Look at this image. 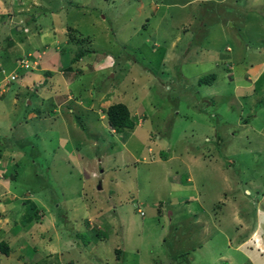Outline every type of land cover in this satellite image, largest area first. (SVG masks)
Returning a JSON list of instances; mask_svg holds the SVG:
<instances>
[{
  "label": "rangeland",
  "instance_id": "rangeland-1",
  "mask_svg": "<svg viewBox=\"0 0 264 264\" xmlns=\"http://www.w3.org/2000/svg\"><path fill=\"white\" fill-rule=\"evenodd\" d=\"M140 1L142 6L138 0H127L124 8L117 5L116 12L111 4L102 11L104 19L98 13L92 20H63L68 26L65 37H80L68 40L62 48L68 54L76 52L71 43L73 49H84L80 57L84 67L78 73H86L85 82L72 84L59 74H44L45 87L38 92L48 95L45 100L57 96L60 101L69 89L76 93L79 89L84 105L93 97L97 106L89 112L68 100L73 109L67 111L69 121L79 123L82 131L77 135L66 131L63 119L53 111L48 112L51 122H45L50 128L38 120L24 123L21 115L14 119L13 112L8 117L0 116V202L6 203L5 207L0 205V241L10 248L7 255L0 253V264H159L162 254L169 253L162 242L157 243L161 233L166 239L163 242L174 244L171 249L181 243L186 246L177 264L182 258L190 264H264V252L236 247L230 221L224 227L207 221L208 229L203 230L207 216L200 213L197 203L186 201L195 192L203 208L216 219L222 206L216 202L218 196L227 199L239 181L234 196L241 202L246 220L254 223L256 208L261 207L255 202L260 195L255 194H264V134L257 132L264 128V96H260L264 72L258 74L264 64V0ZM20 4L17 1L16 5ZM20 10L11 6V0H0L1 20L15 22L21 17ZM33 10L26 15L65 14L60 9L50 14L38 7ZM76 16H85L84 11L77 10ZM110 18H114L111 34L94 29L97 24L101 28L109 24ZM141 19L143 28L139 26L143 22L136 26ZM117 29H121L119 35ZM0 30L12 36L17 33L6 24ZM81 32L85 35L79 36ZM8 51L0 46V54ZM5 69L3 73H8ZM208 75L215 77L211 86L220 92L216 98L205 97L206 81H197ZM247 76L252 88L246 86ZM100 97L112 103L122 101L131 117L142 113L143 120L131 130L111 132L106 126L107 106L98 101ZM257 98L250 104V99ZM8 108L3 107L4 111ZM99 115L104 118L99 119ZM174 116L176 120L172 121ZM241 121L250 124L238 127ZM20 123L23 127L18 126ZM215 134L219 135L218 144L214 143ZM65 135L72 139L63 147L60 140ZM147 145L158 157L164 156L163 150L168 153L171 149L173 156L168 157L175 160L147 162ZM72 151L81 155L86 169L90 166L97 178L85 181L64 177L75 172V165L65 162ZM188 155L204 159L209 164L208 173H202L205 164L181 163L179 156ZM143 156L145 161L141 160ZM211 165L220 166L226 179ZM189 173L193 190L187 185ZM8 181L9 190L5 189ZM214 191L224 194H211ZM27 192H31L27 200L35 203L29 213L22 203ZM18 196L22 198L13 199ZM185 201L191 209L189 216ZM157 205L169 218L167 222L157 212ZM33 208L38 210L36 214ZM168 210L170 214L175 210L181 219L178 225V217L172 223ZM34 223L38 228L32 227ZM116 225L128 229L127 237L116 233ZM139 234L146 240L138 247ZM120 243L124 251L120 248L117 255L115 249ZM134 247L138 252L131 250ZM147 249L151 251L147 253Z\"/></svg>",
  "mask_w": 264,
  "mask_h": 264
},
{
  "label": "crops",
  "instance_id": "crops-1",
  "mask_svg": "<svg viewBox=\"0 0 264 264\" xmlns=\"http://www.w3.org/2000/svg\"><path fill=\"white\" fill-rule=\"evenodd\" d=\"M17 1H19L21 3L20 6L16 5ZM109 1H110L109 5H111L113 3L115 5L117 4V5L123 6V7L125 6V3L127 2V0H109ZM138 2H140V6L143 5L142 1L138 0ZM107 5H108V2L105 3V0H11V6L21 9L20 10L21 17L18 18L15 22H11L10 20H7V21L1 20V16H0V28L2 25L6 24L10 29L15 28V30L17 32V33H15V35L12 36L11 34H9V31L3 32L0 30V32H1L0 41L5 40V42L0 43V46H2L3 49L9 50L6 53L3 52L0 54V71L4 70L5 67L8 69V72L16 71L17 78L13 82H8L5 85L4 92L0 95V98H3L0 100V109H1L0 110V116L1 117H4V116L8 117L13 112L14 113V119H16L18 116L21 115L19 117V119H22L24 123L38 120L43 125L48 126L47 123H45V122H47V121H48V123L51 122V119L50 120H48V119L52 118V116L49 115L48 112L53 111L55 113V115H58V117H61L63 119L64 124L67 127L66 131L71 132L74 135L75 134L77 135V133L79 131H82V128L80 127L81 125H79V123L74 124L71 121H69L71 119V117L68 115L67 111H71L73 109H72V106L70 104H68V100L71 101L72 104L75 103V105H79L82 110L89 112V111H92L93 107L97 106L96 105L97 102L95 101V99L93 97H89V99H90L89 102L86 103V105H84V101L80 98L81 96L79 95V89H78V93L73 92V91H77V90H73L71 92V90L69 89L68 94L63 98V100L59 101L60 98H56L57 96H55V98H53V97L51 98L52 99V101H51V99L45 100V97H47L48 95H45V92L44 93H42L41 91L38 92V88H40L41 86L45 87L46 78L43 77L44 74L46 75V77H51L53 74H55L58 77L57 74H59L68 83L69 82L70 83L76 82L77 84H79L80 82L81 83L85 82L84 76L86 73L84 75L83 74L80 75L78 73L80 70H83L80 67L81 66L84 67L83 62L80 61V57L76 61L74 60L75 61L74 62L72 60V58L74 57L75 53L71 54V52H70L68 54L67 52H64V50L62 48L64 46L65 42H68V40H70V42H71V41H73V37H75V38H80V37H76V36L69 37V35L67 37H65V32H66L68 26L65 25L63 20H65V21H67V20L78 21V20H83L85 18H89V20L95 19V16L97 17L95 10L104 9ZM8 6H10V5H8ZM37 7L39 9L40 8L45 9V13H48V14H50L51 12L53 13V11H57L56 9L65 10V14L61 13V16L39 15V17H34V18L32 15L31 16L26 15V13L28 14L29 11L30 12L34 11L33 9H36ZM27 8H31V9L26 11ZM77 10L84 11L85 16L78 19V17L76 16ZM40 14H42V13H40ZM55 18H58V19L54 20ZM101 18L104 19L103 16H101ZM23 19H25V20L23 21ZM145 20H147L146 17H145ZM141 22H143V23L140 24ZM92 23H94V22H92ZM72 25H74V24H72ZM137 25H139L140 27L143 28L144 20L141 19V21L139 23H137L136 26ZM102 26L103 27L101 28L97 24V26H94V29H96V31L102 30L106 33V35H108V33H110V34L112 33L111 32L112 27L108 26L107 23L103 24ZM105 26L109 32L105 31V28H104ZM21 27L27 29V31L24 33H28L31 30L32 31L29 35L22 34L23 31H21ZM29 27H30V29H29ZM116 31L119 35V33L121 32V29H117ZM19 32L23 35V37L20 35ZM79 32L80 31H78V33ZM82 33H83V35H85L84 32H81L79 34V36H82ZM132 35L135 36L138 34L133 33ZM9 36L11 39L9 38ZM86 37H88V35H86ZM176 37H177V35H176ZM170 43H171L170 49H172L173 40ZM71 45H72L71 49L73 51L80 50V48L79 49H76V48L73 49V46H74L73 43H71ZM10 48H12V51H10ZM81 50H84V49H81ZM67 54L69 55V58H67ZM20 57H26L27 59H29L32 67H30L29 69L14 68L16 59L20 58ZM47 72H48V74H47ZM263 72H264V64L261 65V69L258 72V74L263 73ZM0 76H1V72H0ZM79 76H81V77H79ZM227 76H229V75H227ZM214 79H215V77L213 76L212 80L209 83H206L207 87H206L205 92L207 93V95L205 97H207V98L208 97L210 98V96H211V98H213V97L216 98L217 96H219L220 92L217 89H213L211 86L212 81ZM246 80L249 81V83H247L246 86L252 88V86H253V84L251 82L252 80H250L248 78V76L246 77ZM198 86H199V84H198ZM233 88L234 89L237 88V84H235ZM83 89L84 88H81L80 90H83ZM88 95L92 96L91 93H88ZM148 95H149V93H147V95H144L143 97H146ZM260 96H264V88L261 90ZM95 97H97V96H95ZM103 97L102 98L100 97L98 99V101L103 102L105 104V106L112 104L111 101H109L108 99H104ZM257 101H258V98L257 99H250V104H254ZM119 102L122 103V101H119ZM31 103H32V108L29 109V105ZM115 103H117V102H115ZM4 106H9V108L6 109V111H4V109H3ZM64 106H65V108H64ZM52 107H55V108L52 109ZM58 107H60L59 108L60 110H58ZM96 109L98 110L97 107H96ZM149 109L151 111H154V109L152 107H149ZM63 112H65L66 114H64ZM97 112L99 113V110ZM173 113L176 115L177 111L174 110ZM140 114H142V113H140ZM140 114L137 117L135 116L136 118L132 117V121L134 123H135L136 119L139 118V116L143 120L144 115L142 117V115H140ZM98 118L102 120L104 117H103V115L102 116L99 115ZM133 118H135V120ZM174 120H176L175 116H174V119H172V121H174ZM106 123H107V121H106ZM242 123H243L242 121L239 122L237 124V126L242 127L243 125L245 126V125L250 124L249 121H244V123L243 124ZM134 125L136 126L137 124L135 123ZM18 126L23 127V124L20 123ZM106 126L111 131L112 128H110L108 126V124H106ZM48 127L50 128V126H48ZM262 127H264V125H262ZM86 128H87V126H86ZM250 129L252 131H254L253 127H250ZM257 132H263V134H264V128H259L257 130ZM131 133H132V131L130 132V134L127 135L126 140H128L131 137ZM156 135L157 134H155V138H156ZM215 136H216L215 137L216 141L214 143L218 144L219 140H220L218 138L219 135L215 134ZM150 138H151V136H150ZM71 139L72 138L69 135H65L64 137H62V139L60 140L61 146L64 147V144L71 143L70 142ZM147 147H148V145L146 146V154H145V157L147 158V160H146L147 162H157V163L162 162V163H164V161H168V159H174V157H171V158L168 157L169 155L173 156L172 153L170 154V152L172 151L171 149H168V151H169L168 153H166L163 150L164 156L158 157L154 151H153V154H151ZM125 151L130 154L129 148H126ZM153 155H155V156H153ZM145 157L144 156L141 157V160L145 161ZM208 157H211V155L208 154ZM179 158H181V163H184L183 161L185 160L189 164H191L193 162L195 164H199V163L205 164L206 166H204L205 168H204L202 173H205V172L208 173V171L206 170V167L208 168L209 164L204 163L203 162L204 159H202L200 161L195 157H191L190 155H188L187 158H184L183 156L182 157L179 156ZM65 159H66V161H65L66 163H69V165H71L70 163H72L76 167V168H74L75 172H73L72 174H71V172H68L67 176L64 175L65 178H68V176H70V177L74 176V177H79L80 179L83 178V180H85V181L97 178L96 172L93 169H91L90 166H87L88 168L86 169V165H84V163H82L83 158L81 157L80 154L72 151V153H69L68 155L65 156ZM97 162L99 163V159H97ZM208 162H209V160H208ZM211 166L213 168V171H216L217 173H222L223 169L220 166H215V165H211ZM0 170H1V166H0ZM5 170H7V169H5ZM69 170L73 171L72 169H69ZM103 171H104V169H99V172H103ZM92 173H95L96 177L91 176ZM222 175H223V178L226 179V175L224 173H222ZM60 176H63V174H60ZM4 178H6V177H4ZM7 179L10 180L9 177H7ZM164 179H166L165 176H164ZM187 181H188L187 185L190 187L191 190H193L194 184H193L192 176L190 173H189V175H187ZM223 181H225V180H223ZM7 184H8L7 188H5L4 186H2V187L9 190V186H10L9 181L7 182ZM239 185H240V182L238 181L237 185L233 186V189H234L233 193L234 194H236L235 189L237 187H239ZM0 186H1V183H0ZM82 188H83V184H82ZM259 189L260 188H257L256 192H259ZM193 193L194 194H190V196L186 199V201L187 202L194 201L195 203H197V205H198L197 207L199 208L200 213L205 214V216H207L206 219H203V230L208 229V227L206 225H209V223L207 221L212 220L211 222L213 224L216 223L218 226L221 225L222 227L225 226L227 221H230V223L233 225V228H234L235 236L233 238H235V240H233V241H234V243H236V245H237L236 247L246 246V247H249L250 249L252 248L251 251H255L259 254H262L264 252V234H262V233H264V225H263L264 224V194L263 193L262 194H255V196L260 195V198L256 199L255 202H256V204H260L261 207L256 208V211H255L256 217L254 219V223L247 221L246 216H243L244 211H243V208H241V204H240L241 202H239V200L235 198L234 194L229 195V197L227 199H226L225 195L223 198H221L220 195L218 196L216 202L220 203L222 206H221V210L219 211L220 212L219 217H217L215 219V217H211V216H215V214L210 213L211 211L210 212H208V210L206 211L203 208V203H201V201L199 202V199L197 198L196 193L195 192H193ZM30 194H31V192H27L25 194V196H22L23 198L20 196L13 198V199L22 198V203L26 204V206L28 207L27 213H29V208L31 210V207H35L34 202L27 200L28 196H30ZM211 194H224V192L214 191ZM237 197L238 198L241 197L240 194H238ZM181 200H183V199H181ZM2 201H4V200H2ZM186 201H185V206H186L187 210H185V213L187 216H189L191 209L189 207L187 208V202ZM5 204L6 203L3 202V205H2V203L0 202V205H2L3 207H5ZM157 206L158 207L156 208V210L162 216L163 214L160 212L159 205H157ZM185 206H183V204L181 205V207H184V208H185ZM136 209H139V208H136ZM33 210H34V208H33ZM114 212L115 211H113V213ZM166 213L171 215V222L172 223H173L174 217H178V215L175 214V210L171 211V214H170L169 210ZM227 215H228V218H227ZM164 218H165L166 222L169 220V218H166L165 216H164ZM180 222H181V219L178 217V219H177V221H175V223L178 225ZM177 225L175 226L174 229L178 228ZM36 226H37L36 223H34V225L32 227H36ZM36 228H38V227H36ZM43 228L41 230H43ZM114 230H116V233H118V235L122 234V237L123 236L127 237V235H128V234H126V231L128 229L123 230V227H120L119 225H116V228ZM139 236H140V234L138 235V241L136 242L138 247H139V245H138L139 242L144 244V241L146 240L145 237L139 238ZM162 236H163V233L159 234L156 237L157 243L160 244L162 242L164 244V247L168 249L169 253H168V255L162 254L163 259H160V261L158 263L159 264H166V263L167 264H177V261H178L177 258H180L179 256L182 257V255L186 252V246L182 245V243H181V244L177 245L178 246L177 248L171 249L170 245H173V247H174V244H168V243L163 242V241H166V239L162 238ZM237 236H240V237H238L236 239ZM151 242H152V240H151ZM155 242H156V240L153 241V245L155 244ZM229 243H231L230 240H229ZM119 247L124 251V249H123L124 246H122L121 243H120ZM126 249L127 248L125 247V250ZM131 250H135V252H138V249L136 247H134ZM150 251H151V249H147V253ZM255 252H253V253L255 254ZM154 253H156V252H154ZM180 261H181L180 264H190L184 258H182Z\"/></svg>",
  "mask_w": 264,
  "mask_h": 264
},
{
  "label": "trees",
  "instance_id": "trees-1",
  "mask_svg": "<svg viewBox=\"0 0 264 264\" xmlns=\"http://www.w3.org/2000/svg\"><path fill=\"white\" fill-rule=\"evenodd\" d=\"M108 2V5L106 6V8H108L110 5V1L109 0H105V3ZM113 4V3H112ZM126 6V5H125ZM114 10L113 12H116L119 10L117 4L113 6ZM124 8V7H123ZM103 9H99V10H95L96 15H98V13L102 14L101 16H103L105 18V14L102 13ZM114 23V18H110V23L108 24V26H113L112 24ZM112 28H111V32H112ZM84 50H77L75 52L74 57L72 58V60L76 61L79 57H81V55L83 54ZM116 57V55H113ZM113 60H116V58H114ZM99 62H97L98 64ZM48 74V72H47ZM213 78V75H208V76H202L198 78V83H202L205 82L209 83ZM105 116H106V121L107 124L110 128H112L114 131L119 132L122 129H132L134 127V124L137 122L138 119H136L135 123L132 121V117L127 109V107L121 103V102H117V103H112L109 104L105 109ZM140 117V116H139ZM135 120V119H134ZM12 178V177H11ZM38 210H33V214H36ZM105 232L107 233V230H105ZM104 232V233H105ZM100 233H102V231L96 233L98 236L101 235ZM10 251V248L8 246V244L5 241H0V253L7 255ZM121 249L116 248L115 252L117 255H119ZM123 251V250H122Z\"/></svg>",
  "mask_w": 264,
  "mask_h": 264
},
{
  "label": "built area",
  "instance_id": "built-area-1",
  "mask_svg": "<svg viewBox=\"0 0 264 264\" xmlns=\"http://www.w3.org/2000/svg\"><path fill=\"white\" fill-rule=\"evenodd\" d=\"M23 30H25V29H23ZM30 67H32L31 62L26 57L17 58L16 61H15V67L14 68L27 69V68H30ZM14 78H15V73L11 72V73L7 74L6 76H4L3 80L4 81H7V80L9 81V80H13ZM138 121H139V119H138ZM137 211H138L139 214H142L141 210L137 209Z\"/></svg>",
  "mask_w": 264,
  "mask_h": 264
},
{
  "label": "clouds",
  "instance_id": "clouds-1",
  "mask_svg": "<svg viewBox=\"0 0 264 264\" xmlns=\"http://www.w3.org/2000/svg\"><path fill=\"white\" fill-rule=\"evenodd\" d=\"M23 29H25V30H23ZM21 30L23 31V32H26L27 31V29L26 28H23V27H21ZM23 69V68H22ZM27 69H29V68H27ZM3 75H1L0 76V95L4 92V90H5V85L8 83V82H13V81H15L16 80V78H17V74H16V71H10V72H8V73H3V70H1L0 71ZM11 72H13V73H15V78L13 79V80H7V81H4L3 80V78H4V76H6L7 74H9V73H11ZM140 119H141V117H139ZM138 118V119H139ZM139 119V120H140ZM142 120V119H141ZM138 121V120H137ZM138 122H136V124H137ZM113 132H115L113 129H111ZM116 133V132H115ZM6 156V155H5ZM5 163V162H4ZM91 176H94V177H96V174L95 173H92L91 174ZM97 185H99V184H97ZM100 187V186H99ZM99 189V188H98ZM136 211H137V209H136ZM138 212V211H137ZM139 215H142V214H139Z\"/></svg>",
  "mask_w": 264,
  "mask_h": 264
},
{
  "label": "water",
  "instance_id": "water-1",
  "mask_svg": "<svg viewBox=\"0 0 264 264\" xmlns=\"http://www.w3.org/2000/svg\"><path fill=\"white\" fill-rule=\"evenodd\" d=\"M97 188H99V185H97Z\"/></svg>",
  "mask_w": 264,
  "mask_h": 264
}]
</instances>
